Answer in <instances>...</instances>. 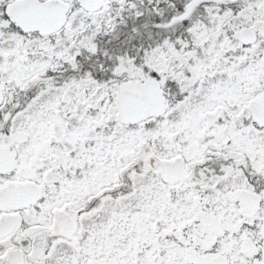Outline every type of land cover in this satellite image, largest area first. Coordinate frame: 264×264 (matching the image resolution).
Instances as JSON below:
<instances>
[{"label": "snow or ice", "instance_id": "1", "mask_svg": "<svg viewBox=\"0 0 264 264\" xmlns=\"http://www.w3.org/2000/svg\"><path fill=\"white\" fill-rule=\"evenodd\" d=\"M0 264H264V0H0Z\"/></svg>", "mask_w": 264, "mask_h": 264}]
</instances>
